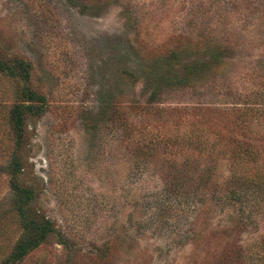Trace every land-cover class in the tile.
I'll list each match as a JSON object with an SVG mask.
<instances>
[{"label": "rangeland", "instance_id": "374dc122", "mask_svg": "<svg viewBox=\"0 0 264 264\" xmlns=\"http://www.w3.org/2000/svg\"><path fill=\"white\" fill-rule=\"evenodd\" d=\"M0 64V264H264V2L0 0Z\"/></svg>", "mask_w": 264, "mask_h": 264}, {"label": "trees", "instance_id": "16d2710c", "mask_svg": "<svg viewBox=\"0 0 264 264\" xmlns=\"http://www.w3.org/2000/svg\"><path fill=\"white\" fill-rule=\"evenodd\" d=\"M256 1V6L257 7H259V5L262 3V2H264V0H255ZM255 6V5H254ZM4 66L6 65V66H8V64H3ZM2 64H0V68H1V66H3ZM30 109H32V106H29V105H27V106H22V107H17V113L15 114V117L13 118V122H14V128H15V130H18V128L20 127V125H21V122L23 121V111H28V110H30ZM18 158L16 157V156H13V158H12V162H11V166H12V168H11V171H12V173H11V175L12 176H14V175H16V173H17V171H18V160H17ZM247 189L248 188H252L253 190H256V188L255 187H246ZM262 192H264V183H263V188H262V190H261ZM238 191H234V190H231V192L229 193V196H227L228 197V199L231 201V203H233V202H235V201H237V197H238ZM22 216H23V214H22ZM24 218V217H23ZM21 253V252H20ZM15 255H18V254H15Z\"/></svg>", "mask_w": 264, "mask_h": 264}]
</instances>
